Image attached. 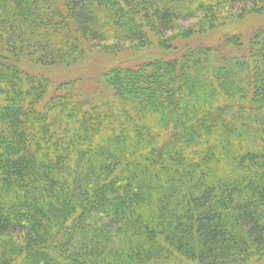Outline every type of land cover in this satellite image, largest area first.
I'll return each mask as SVG.
<instances>
[{
    "label": "trees",
    "instance_id": "16d2710c",
    "mask_svg": "<svg viewBox=\"0 0 264 264\" xmlns=\"http://www.w3.org/2000/svg\"><path fill=\"white\" fill-rule=\"evenodd\" d=\"M253 16L264 0H0V264H264L262 31L58 86L16 65Z\"/></svg>",
    "mask_w": 264,
    "mask_h": 264
},
{
    "label": "rangeland",
    "instance_id": "374dc122",
    "mask_svg": "<svg viewBox=\"0 0 264 264\" xmlns=\"http://www.w3.org/2000/svg\"><path fill=\"white\" fill-rule=\"evenodd\" d=\"M264 34V16H253L241 23L226 24L221 29L206 36L197 37L187 42L175 41L170 44L169 49H161L156 41L148 50L141 52L123 51L121 54L108 55L96 52L92 54L88 62L74 68L63 67H43L31 64L28 61L16 63L22 71L33 75L45 76L52 81L55 86L70 81L85 79L87 81L95 79L97 76L117 67L133 68L139 64L160 59H172L180 56L188 48L194 46H216L226 36H240L247 43L255 32Z\"/></svg>",
    "mask_w": 264,
    "mask_h": 264
}]
</instances>
